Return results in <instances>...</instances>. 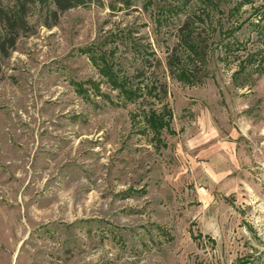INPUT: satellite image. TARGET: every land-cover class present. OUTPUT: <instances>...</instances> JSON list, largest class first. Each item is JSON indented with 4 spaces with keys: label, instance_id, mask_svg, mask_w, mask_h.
I'll return each mask as SVG.
<instances>
[{
    "label": "rangeland",
    "instance_id": "374dc122",
    "mask_svg": "<svg viewBox=\"0 0 264 264\" xmlns=\"http://www.w3.org/2000/svg\"><path fill=\"white\" fill-rule=\"evenodd\" d=\"M130 1L37 8L2 64L0 264H264V65L222 31L264 0Z\"/></svg>",
    "mask_w": 264,
    "mask_h": 264
},
{
    "label": "trees",
    "instance_id": "16d2710c",
    "mask_svg": "<svg viewBox=\"0 0 264 264\" xmlns=\"http://www.w3.org/2000/svg\"><path fill=\"white\" fill-rule=\"evenodd\" d=\"M119 1L125 6H128L131 2L130 0ZM92 3L102 4V0H11L6 5L0 2V77L3 72L2 64L15 50L20 37L32 34L33 27L29 22V17L37 8H40L43 13L44 26L51 28L58 23L61 14ZM242 4L238 3L236 9L242 7ZM193 22L186 21L179 29V37L181 38L179 42H181V47L189 50L192 57H195L198 62L204 63L206 58L204 48H206V45L195 33L196 29L192 25ZM244 27L249 30V33L254 34L252 42L255 47L252 53L247 54L240 61V70L244 71L248 67L262 68L264 65V1L253 8L249 17L244 21L234 20L229 26H222V31L226 36H233L236 31H241ZM233 43L236 44L237 48L242 44L235 38H233ZM167 66L169 72L177 76L180 81L190 83L194 80L195 66L192 70L186 67L181 57L176 54V50L168 58ZM107 70L108 68L105 67L104 72ZM141 76L142 74L136 75V78H141ZM109 80L111 85L119 89L127 99H132L135 96L136 89L129 84L125 86L124 83L118 81V79L116 80L114 75H109ZM162 92L165 94V89ZM148 120L152 122L150 118ZM158 124L160 123L158 122Z\"/></svg>",
    "mask_w": 264,
    "mask_h": 264
}]
</instances>
